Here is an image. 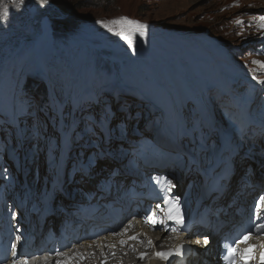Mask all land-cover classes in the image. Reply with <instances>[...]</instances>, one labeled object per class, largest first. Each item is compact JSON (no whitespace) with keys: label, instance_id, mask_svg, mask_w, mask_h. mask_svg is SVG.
I'll list each match as a JSON object with an SVG mask.
<instances>
[{"label":"rangeland","instance_id":"obj_1","mask_svg":"<svg viewBox=\"0 0 264 264\" xmlns=\"http://www.w3.org/2000/svg\"><path fill=\"white\" fill-rule=\"evenodd\" d=\"M58 1L63 5L69 2L67 7H71L72 10L64 11L54 5L55 9L48 17L49 23L55 28H53L54 30L48 29V44L52 47V54L60 59L58 56L63 49L71 48L75 40L89 44V69H87V86L84 92H87L88 89L97 91L103 86L100 100L94 102V105L101 103L102 108L97 112L89 106L86 97L81 99L82 105L78 110L76 109L75 114L81 116V112L93 109V112L89 114L91 120L89 123H84L83 126L79 125L73 137L69 138L65 135L64 130L71 107L68 106L64 110L63 116H58L59 103L56 102V96L51 95L49 89L47 111H43L40 109L39 92L38 90L34 92L31 87V92L25 93L23 102L18 103V121L21 123L24 133L29 135L23 155L14 131L8 132L14 124L13 109L17 107L14 99L21 82L20 75L24 82L30 78H37L41 82L43 80L33 72L35 69L33 65L25 68L20 61L19 66H14L13 74L7 79L0 93V184L6 190V195L10 194L14 199L18 193L15 194L13 189L22 192L23 188L19 185L21 184L20 170L23 163L30 178V187L37 195L35 198L48 199L49 201L51 195H67L65 184H70L72 177L78 180L91 177L95 166L100 168L98 173L101 175L107 166L114 167V170L117 168L129 170L139 164V161L145 164L144 159L151 156L156 155V159H160L162 150L159 148V144H161L159 136L161 134L154 131L160 129H156V126H159L163 119L173 127L174 112L168 95L162 88L163 92H160L156 87L158 84L155 82V76L148 70L147 65L135 61L144 59L154 63L156 59L149 53L151 47L157 55H161L158 56L161 65H167L169 72L177 71L181 75L186 74L188 71L186 61L192 73L195 74L194 77L199 79L197 80L200 87L203 85L205 92L201 95L202 100L198 99L199 93H193L196 90L193 89V84L187 80V83L184 81H180V84L172 83L171 90L174 91L173 86L176 85L185 89L188 97L185 114L193 115L194 131L197 133L199 141L205 144L204 154L201 155L202 151L195 152V154H199L198 160L199 158L203 160L199 166L198 163H193V157L190 158V155L184 152L186 158L183 163L184 170L192 168L196 173L202 171V167H204V171L208 172V128L204 122L206 115L203 110L208 104V98H211L212 101L216 97V95L211 97L208 95V87L216 88L218 92L220 91L218 94L227 93L222 79L209 73L208 38L217 40L221 34L223 38L229 40L228 45L241 47L245 41L244 37L241 39L233 32L232 20L225 23L224 21L228 20V17L224 16L232 13L235 18L243 17L252 22L250 26L252 33L249 38L252 43L247 45L244 56L237 54L235 63L247 73V75L240 76L253 79V75L258 74L262 78L264 74L262 75L261 72L252 73L249 69L257 67L251 63L255 58L251 56L250 49H255L260 44L256 31L260 30L259 17L261 16L257 14V11L264 9V6L258 7V5L264 4V0H238V2L234 0L232 4L225 0H80V4L76 2L77 0ZM122 15L140 20L147 25V36L141 39L137 38L134 46L130 47L121 38L108 32L101 24L97 23L99 20H109ZM212 21L218 22V24L216 25ZM184 33H190V36L183 35ZM247 35L249 33L246 30L245 36ZM111 40L122 41L125 47L113 45ZM177 43L185 60L177 55L178 51L175 47L178 45ZM36 48L40 51L39 45ZM115 54L118 56L115 57ZM213 54L219 57L217 52H213ZM145 55L146 58L143 57ZM102 57L115 59V64L109 59L103 60ZM230 57L231 55H224L220 58L231 65ZM248 57L250 61H248ZM25 60L26 58L23 62ZM35 61L41 70L46 71L47 66L52 70L51 61L46 58L42 59L38 56ZM119 62L122 63L118 69ZM246 64H249L248 69L243 67ZM122 65L124 69H122ZM66 72L65 75L68 77L60 85L64 91L70 85L67 81L70 80V70L67 69ZM148 76L151 81L145 79ZM129 77L131 78L129 79ZM146 82L148 84H144ZM185 84L189 85L192 90L184 86ZM44 87L42 85V88ZM25 88L27 89V87ZM54 92L59 91L54 90ZM76 94L77 92H75ZM153 104L162 110L155 109ZM219 107L221 109L219 117L223 115L226 123L232 118L235 121L237 115L235 110L227 111L225 107ZM237 127L241 128L239 124ZM163 134L170 137L166 133ZM213 134L217 136L215 132ZM263 136L264 134L260 137L256 133L254 141L256 148L249 149V155L252 154L255 157L253 159L249 156L251 161L258 162L260 159H264ZM250 140L252 141L251 135ZM248 169L251 171L257 168L251 166ZM115 176L116 174L111 175L112 178ZM127 177L122 179H127ZM245 184L246 182H240L241 186ZM87 185L92 186V183L88 182ZM81 187L88 189L84 186Z\"/></svg>","mask_w":264,"mask_h":264},{"label":"bare ground","instance_id":"obj_2","mask_svg":"<svg viewBox=\"0 0 264 264\" xmlns=\"http://www.w3.org/2000/svg\"><path fill=\"white\" fill-rule=\"evenodd\" d=\"M53 9H55V7L51 0H49V2L45 5H41L39 3V0H25V3L20 11L10 9V15L7 20V24H0V88L3 87L5 83L4 79L7 72H9L8 70L10 67L17 65V62L19 60H24L26 58V60L22 63V66L28 68L32 66L33 63H37L35 59L39 56L42 59L46 58L48 61H51L52 70H50V68L47 66L46 61V72L47 76L52 79V82L56 83L54 85L57 86L55 91L58 90L59 92H54L53 94L56 96L55 98L58 100V103L60 99H62L61 101L64 102L65 100L71 101L73 98H76L75 92H77V94L84 93V90L87 86V69H89V45L87 43H82L75 40L71 48L66 47L63 49V51L58 56V58L60 59L54 57V55L52 54V47L48 44V29L50 24L48 17L51 14V11H53ZM137 38L141 39L144 37ZM111 43H114L113 45H122L125 47L122 41L111 40ZM37 45L40 46V51H38L37 48L36 50L34 49V47H36ZM154 45L156 46V44ZM175 47L178 51L177 55L184 59L185 57L183 55L182 50L180 49V46L175 45ZM149 53L154 59H156L154 63H151L150 61L148 62L144 59H137L135 61L142 65H147L148 70H150V72L155 76V82L159 86H161L162 90L168 95L169 101L173 106L174 112L173 127H171V125L168 124L165 119H163L162 126L164 129L161 128L163 131L159 133L161 134L159 136V141L161 142V144H159V148L164 151L167 149L171 153H177V151L178 153H180L178 150L179 147H186L188 143H186V145L182 144L180 146H178L177 144L174 145L173 135L176 132L175 126L177 125V122L186 117L184 113V106H186V98L183 97V94H185L186 91L179 85H176L175 87L173 86L174 91H172V83L177 82L180 84V81H184V83H187V80L193 84V89H195L196 91H203V86L200 87L199 81L194 77V74L192 73V70L188 66L186 61L185 64L188 71L186 72V74L181 75L177 71L169 72V69L166 67L167 65H161L160 59L158 58V56L161 55H157L153 47L150 48ZM11 58H16L17 60H12ZM107 59L111 60L113 64H115V59ZM119 63L121 64L122 62ZM122 67L124 68L123 65ZM67 69L70 70V80H67L70 85L67 90L64 91V89L60 85L68 77V75H65V73H67ZM22 82L23 81H21V83ZM102 87L103 86H101L100 88L102 89ZM153 106L156 109H160L156 104H153ZM205 107V109L208 108L207 106ZM255 107H258L257 111H260L259 105H254V110H256ZM206 111L208 112V110ZM190 122L191 124H193L192 116L190 117ZM263 122L264 115L262 116V119L253 120V123L258 125L262 124ZM192 127L194 128V125ZM262 130L251 129L249 131L253 134L254 141L256 138V133H258L261 137ZM249 132L246 131L245 134H248ZM163 133L168 134L170 137ZM236 134L237 136L227 145L222 136V138L220 137V139L216 137V139H218L217 142L215 141L216 143L208 142V172L204 171V167H202V171L196 173L195 170L192 168L190 173L187 169L183 172L189 177V181L192 182L193 186L191 185V188L194 190V192L195 187L201 182L202 185L208 183V195L214 187L226 189L227 191H225L221 197V199L224 200L221 206V210L223 212L221 217L225 219V217H227L228 212H230L229 214L232 216H230V219L228 220L229 223L227 224V226L225 224L224 226H222V229L226 227L228 230L229 225L233 223V218L235 220L240 219V222H235V225L238 224L237 226H239L251 224V228H244L241 233L251 230L253 233L252 236H255L256 238L260 237V239L256 241V243H259L261 242V238L264 234H262V232H256L255 229H252L254 228V224H256L257 222L251 223L249 222V220L255 217V201L259 198L260 195L264 194V159H260L258 162L251 161L249 157V152L247 153L246 151L245 157L242 160L237 159V162L236 157L238 155H241L239 152L242 146L245 149L249 150L252 147L256 148V145L255 142L251 141L248 138L243 139V130L238 129ZM198 144H201L203 148H198L197 146H194L193 149L196 153L202 151V155L204 154L203 150L205 148V144L202 141H199ZM198 155L195 154V156L193 157V163L196 162L199 166L203 160L202 158H199L198 160ZM167 157L172 164L179 163L181 166L186 160L185 154H180L179 157L175 158L174 155L169 156L167 152H164V154L162 155L161 162L157 161L156 163L154 159H150L145 166L139 163L129 171H123V173L120 174L119 178H122L123 176L129 173L132 175L139 174L140 171H147V169L150 167H155V171L162 169L161 171L163 173H170V168L166 169V167L162 164V162H165ZM245 161H247L248 164H246ZM141 166H143V168L145 169L142 170V168H140ZM251 166L257 169H252L251 171H248V168H250ZM113 169L114 167L112 166L105 167V175L106 172H111ZM98 172H100V168L98 166H95L93 168V174L91 177L81 180L72 177L70 184H65V188L68 189V192L74 191V193L79 194L80 191L77 188L78 186H81L79 185L80 183L88 188V180H90L88 182L92 183H96L98 180H100L99 176H96ZM171 180L175 183L176 190L177 184L175 182V179ZM182 180L185 181L184 178ZM238 181L246 182V184L241 186L240 182ZM19 187H22V185H19ZM13 192H15V194L18 193V196L15 199L17 201H20V199L24 197L22 196V192L20 193L19 190L13 189ZM60 203L61 201L59 200V195L55 194L54 197H52V199L50 200V202L46 204L49 207V217L55 219L57 213L60 212ZM221 224H218L213 229L208 230V233L201 234V236L204 237L203 239H205V236H208L212 232L218 234L219 226ZM137 235V239H128V237L130 236ZM213 235L214 234L209 235V238L211 239ZM121 239L126 240L127 243L120 244L119 241ZM149 239L153 241L154 247L148 246ZM231 240L232 236L228 235L224 238V240H222V242ZM172 241L168 239L166 234L163 232L156 231L154 233H149L148 227L136 226V228L134 229L128 228L127 232H124L122 233V235L119 236L109 234L106 237L105 235H102L96 238L95 240L85 241L84 245H89L93 249L92 252L88 255V257L80 259L78 261V264H114L113 262L118 263L120 262V260H123L124 264H181V262L183 261L179 260L175 262H167L165 260H150V256L155 250L168 247L170 242L172 243ZM201 241L202 239H200V236L196 237L195 240L192 239L193 243L191 245L194 246L195 251L197 253L194 254L193 252L191 256L188 257L186 262L182 264H218L217 259L212 256H206V260H204V247H201ZM101 245H104V247L101 248ZM107 245H115V247L107 248ZM213 252H217V250L214 249ZM112 253H115V255H112ZM141 253H146L147 255H145V257L141 259ZM99 260H103L104 263H97Z\"/></svg>","mask_w":264,"mask_h":264},{"label":"snow or ice","instance_id":"obj_3","mask_svg":"<svg viewBox=\"0 0 264 264\" xmlns=\"http://www.w3.org/2000/svg\"><path fill=\"white\" fill-rule=\"evenodd\" d=\"M238 2V0H237ZM259 27L264 29V16L259 17ZM97 23L101 24L108 32L112 33L115 36L120 37L127 45L134 46L137 37H145L147 35V25L140 20L133 19L128 16H119L109 20H99ZM237 24L243 23L240 19L235 21ZM238 35H242V33H238ZM253 65L257 67L249 69L252 73L264 72V61L253 59L251 61ZM253 79L257 80L260 84H264V78H260L259 76L253 75ZM158 181L162 180L165 188V191L171 192L175 187V184L168 177L163 178H155ZM179 197H168L163 201L164 204L170 205L167 209L166 219L160 218L157 216L156 212L153 211L150 215L146 216L145 222L150 223L153 227L156 225H166V220H173L177 224H184V214L179 203ZM162 206L160 204L156 205L157 209H160ZM255 209V220L262 221L264 220V194L260 195L259 198L254 203ZM254 228L256 232H261L264 230V222L254 224ZM168 229L165 227V231ZM128 227H125L122 232H127ZM175 231V229H172ZM113 235H122V233H113ZM253 235L251 230L244 232L240 238L236 239L232 243H226L224 245L226 249V255L223 259L226 261V264H249L250 261H256V264H264V243L259 245L249 244L251 236ZM137 236H130L128 239H137ZM120 244L127 243L126 240L121 239L119 241ZM199 243V242H197ZM205 244L208 243L207 237H205ZM247 245V247H240V245ZM108 247H115V245H107ZM148 246L154 247L153 241L148 240ZM13 255H16L15 249L16 245L12 246ZM104 245H101L103 248ZM183 245H176L174 248H169L165 251H155L153 252V257L158 258L160 260H168L174 253L177 255L182 254ZM259 248V254L257 255L256 249ZM59 256L65 255L64 253H57ZM80 259H84L82 253L77 254ZM115 255V253H112ZM147 255L146 253H141L140 258L143 259ZM107 258V257H105ZM12 264H29L28 258L24 257L22 259L13 260ZM54 264H68V261H55Z\"/></svg>","mask_w":264,"mask_h":264},{"label":"clouds","instance_id":"obj_4","mask_svg":"<svg viewBox=\"0 0 264 264\" xmlns=\"http://www.w3.org/2000/svg\"><path fill=\"white\" fill-rule=\"evenodd\" d=\"M49 2V0H39V3L41 4V5H45V4H47ZM24 3H25V0H0V24H4V25H6L7 24V20H8V18H9V15H10V9H14V10H16V11H20L21 9H22V7H23V5H24ZM234 11V10H233ZM225 18L226 17H228V20H226V21H224L225 23H227V22H229V20H232V22H234L235 23V21L237 20V19H242V18H235L234 16H233V14L232 13H230V14H228V15H226V16H224ZM212 23H216V25L218 24V22H215V21H212ZM210 31L208 30V33H209ZM235 34H237V36L239 37V38H241L242 39V37L243 36H245L246 35V30H244V29H242V31L241 32H236V31H233ZM216 33H218V32H216ZM238 33H242V35H238ZM219 34V33H218ZM220 35V38H217V41L218 42H220V43H223L222 41H224V42H229V40L227 39V38H223L222 36H221V34H219ZM226 39V40H225ZM210 74H211V72H209ZM212 75L213 76H216V75H214L213 73H212ZM222 81H223V83H224V85H226V83H225V80L224 79H222ZM215 93V88L214 87H211V86H209L208 87V95L209 94H214ZM262 96V93H260V95H259V97H261ZM215 112H217V109H215ZM235 126H236V122L234 121L232 124H231V126H229V123L226 125V126H223V129H224V132H228V131H230V132H232L234 135H237L236 134V132H237V130L238 129H236L235 128ZM217 217H218V219H219V217H220V214H218L217 215ZM208 219H212V217H211V215H209L208 216ZM224 222L225 221H223V224H224ZM252 229H255V228H252ZM213 238V237H212ZM250 239H253V243H255V245H259V243H256V241L257 240H259L260 239V237L258 238H256L255 236H252ZM218 241V240H217ZM217 241L215 242L216 243V245H217ZM221 243V241H219V244ZM210 247H214V245L213 244H208ZM211 257V253H210V250H208V257Z\"/></svg>","mask_w":264,"mask_h":264},{"label":"trees","instance_id":"obj_5","mask_svg":"<svg viewBox=\"0 0 264 264\" xmlns=\"http://www.w3.org/2000/svg\"><path fill=\"white\" fill-rule=\"evenodd\" d=\"M52 2L54 4H57L59 6V8H62L64 11H67L68 9H70V11L72 10L71 7H67L69 5V2H67L66 5H63L58 0H52ZM76 2H78V4H80V0H77ZM71 6H72V4H71ZM73 7H74V5H73ZM41 84L42 85H45V83H43V82H41ZM41 84H40V81H38L36 79H32V80H29L28 81V83L25 85V87L27 86V88H29L28 91H31V89H30L31 87H32V89H33L34 92H35V90H38V92H39L40 108H43L45 110L46 107H47L48 92L46 90L47 87L45 86L44 88H42V85ZM22 93L24 94V90L22 91Z\"/></svg>","mask_w":264,"mask_h":264},{"label":"water","instance_id":"obj_6","mask_svg":"<svg viewBox=\"0 0 264 264\" xmlns=\"http://www.w3.org/2000/svg\"><path fill=\"white\" fill-rule=\"evenodd\" d=\"M57 8H59V6H57L56 4H54Z\"/></svg>","mask_w":264,"mask_h":264}]
</instances>
